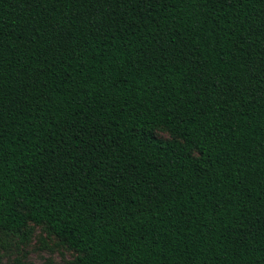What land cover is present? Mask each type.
Listing matches in <instances>:
<instances>
[{
	"label": "trees",
	"instance_id": "trees-1",
	"mask_svg": "<svg viewBox=\"0 0 264 264\" xmlns=\"http://www.w3.org/2000/svg\"><path fill=\"white\" fill-rule=\"evenodd\" d=\"M29 226L68 264H264V0H0V233Z\"/></svg>",
	"mask_w": 264,
	"mask_h": 264
},
{
	"label": "rangeland",
	"instance_id": "rangeland-1",
	"mask_svg": "<svg viewBox=\"0 0 264 264\" xmlns=\"http://www.w3.org/2000/svg\"><path fill=\"white\" fill-rule=\"evenodd\" d=\"M157 136L168 139L158 130ZM72 255L39 226L20 234L0 233V264H68Z\"/></svg>",
	"mask_w": 264,
	"mask_h": 264
}]
</instances>
